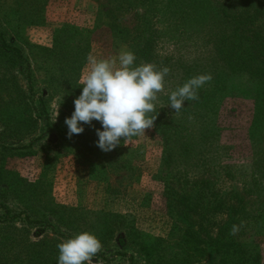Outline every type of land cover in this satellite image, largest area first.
I'll return each instance as SVG.
<instances>
[{
    "label": "rangeland",
    "instance_id": "obj_1",
    "mask_svg": "<svg viewBox=\"0 0 264 264\" xmlns=\"http://www.w3.org/2000/svg\"><path fill=\"white\" fill-rule=\"evenodd\" d=\"M115 1L0 0V31L29 63L34 105L42 96L46 115L39 110L33 112L37 121L24 131L22 140L0 129V233L18 241L26 238L33 242L48 236L60 242L66 239L62 236L88 231L102 243L93 264H222L225 257L212 242L216 230L206 225L205 207L196 208L188 194L198 190L205 195L202 181L206 179L220 193L246 191L255 179L264 195V181L252 173L254 158L250 150V142L264 143V111L259 115L262 110H255L254 100L248 96V91H258L264 102V80L244 74L241 57L224 55L213 65L216 75L229 82L226 93L210 91L205 84L198 89L200 103L195 109L187 101L178 115L171 108H155L150 115H157L158 126L154 124L145 135L127 143L121 140L110 152L96 146L95 135L74 134L69 139L64 121L71 117L77 97L69 95L68 89L75 81L82 86L86 57L91 53L98 59L110 58L123 45L130 50L128 44L114 39L109 23L130 30L135 24L134 13L150 12L141 6L125 13L121 2L126 0L119 4ZM154 1L156 12L166 3ZM195 1L198 14L185 24L184 39L174 33V37L162 36L153 44L152 53L158 59H167L172 78L180 76L179 69L193 76L206 74V49H211V43H217L223 33L224 25L216 23L222 20L219 13H232L238 8L235 0ZM94 7L97 20L92 24ZM108 11L114 12L115 21L103 16ZM156 12L151 23L166 33L173 21H163ZM208 28L216 32L212 42L206 31H201ZM57 30L66 35L56 43L53 36ZM81 30H85V39L80 47L86 54L73 82L69 79L75 60L71 52L79 45L75 37ZM11 71L25 87L23 73L19 74L17 67ZM206 114L220 127L209 147L210 137L206 138L204 132ZM180 125L189 128L198 141L187 153L176 150L171 154L174 139H168V132ZM158 133L166 135L163 144ZM193 151L195 159L191 160ZM168 163L173 168L170 173L164 168ZM206 167L209 173L215 172L214 178H206ZM197 171L200 174L194 180L192 175ZM242 204L245 217H250L256 205L254 198L248 195ZM16 214L18 218L7 219ZM25 215L51 229L24 224ZM254 217L259 219L258 224L254 220L245 222L247 228L234 238L238 242L251 238L260 252L258 264H264V212ZM214 223L222 225L224 217L217 216ZM47 250L59 255L55 247Z\"/></svg>",
    "mask_w": 264,
    "mask_h": 264
},
{
    "label": "trees",
    "instance_id": "obj_2",
    "mask_svg": "<svg viewBox=\"0 0 264 264\" xmlns=\"http://www.w3.org/2000/svg\"><path fill=\"white\" fill-rule=\"evenodd\" d=\"M121 0H116V4H119ZM134 1H137L134 3ZM212 3L213 0H209ZM231 2V0H226ZM238 4L237 11L219 13L220 18L216 20V23H221L224 25L223 33L217 41L213 42L211 49H206V74H211L212 80L206 83V87H209L210 91H217L218 94H224L228 90V83L225 82V78H221L216 75V67L213 65L222 56H239L241 57L240 62L241 71L250 75L252 78L262 81L264 80V0H235ZM121 7L124 8L123 12L129 13L135 7L145 6L150 10L149 13L141 12L134 13L133 18L135 20L134 26L130 30L118 29L117 25L109 23V28L112 31L114 39L128 44L130 50L135 54V63L139 65L141 62L152 63L158 67H167V59L159 58L153 52V44L162 36L174 37V33L180 35V39H184L182 35L184 31L185 24L187 21L196 17L198 12L196 11L195 0H166L163 9L158 10V16L163 19V21H173L170 28L166 33H161L157 28L151 23L152 19L155 17L154 13L156 9L154 0H126L121 2ZM159 4V3H157ZM152 9H151V8ZM157 11V12H158ZM156 12V13H157ZM106 18L115 21L116 15L114 12H105ZM19 21V18L16 19ZM97 13L94 7L92 10V24L96 23ZM179 25L181 27H179ZM89 29H93L88 27ZM205 29V28H204ZM85 30H81L79 35L75 38H79V45H75V48L71 52L74 55L75 60L71 62L69 79L76 78L80 64L85 58L86 49L80 47L82 40L85 37ZM208 37H210V42H212L213 33H216L213 28H208L206 30ZM88 32V31H87ZM220 32V31H218ZM90 33V30H89ZM191 34V33H190ZM203 34V33H199ZM66 33L57 30L54 33V41L57 43L61 36H65ZM205 35V34H204ZM59 43V42H58ZM210 44H206L208 47ZM243 66V67H242ZM17 67L19 74L23 73V80L25 81V87L20 83V79L11 71L12 68ZM179 77H173L172 74L165 79L164 90L158 94L159 102L156 103L157 110H162L164 107H169V94L171 91L175 90L178 86H182L190 77L193 75L189 71H182L179 69ZM240 72V71H239ZM172 78V79H171ZM63 79V78H62ZM170 80L172 83H167ZM32 75L29 68V63L23 57L21 50L15 45L9 43L4 38L0 31V129L3 134L10 133L13 138L22 140L24 131L27 130L30 125H34L37 121L36 116L33 114L34 111L39 110L44 117L45 111L43 106L42 96L38 97L36 104L34 105L35 98L31 95L32 93ZM68 89L69 95L79 97L82 92V87L76 84L69 85ZM213 89V90H212ZM258 92V91H257ZM255 91H248V96L254 100L255 110H262L259 115L264 111L262 107V97ZM255 97H252V94ZM262 93H264L262 91ZM189 104H192V109H195L200 100H188ZM209 102V100L207 101ZM155 120V126L160 123ZM215 121H212L209 115L206 114V128L204 132L206 133V138L210 137V142L208 147L211 146L212 139L218 134L220 127L215 126ZM85 131L81 135H96V129L103 130L100 122L93 120L92 125L81 124ZM182 129H178L181 128ZM169 130L170 128H165ZM174 132H168V139L170 136L174 139L173 149L169 148L172 154L176 150H181L182 152H188L189 146L191 149L193 145H196L198 137H195L193 133L186 129V126L180 125ZM160 141L164 143L165 133H158ZM195 142V143H194ZM250 150L252 151L253 159V171L252 173L258 174L259 181H264V150L262 149L263 141L260 140L259 143L250 142ZM181 147H183L181 149ZM87 150L91 151L89 147ZM166 150H164V153ZM192 159H195L194 151L190 153ZM166 158L171 159V155H166ZM129 165V164H128ZM165 171L172 172V165L170 163L165 165ZM209 167H206V178L212 177L215 172L209 173ZM192 179L196 180L199 171L193 173ZM206 185V194L203 195L198 190H190V198L193 199L196 208L202 206L203 217L206 218V225H209L211 230L215 231V236L212 242L214 246L222 250L224 254V259L222 264H258L260 261V252L254 241L250 238L247 242H238L234 238V235H229L232 226L240 225L241 221L247 222L249 220H254L257 224L259 219L254 217L257 212H264V195H261V189L259 183L255 179H251V186L248 190L237 192L234 190L225 191V193H220L213 189V185L209 186L210 183L202 181ZM251 195L256 202L255 209L250 212V217L246 215L243 210L242 201L245 197ZM255 213V214H254ZM254 214V215H253ZM224 217V223L218 225L214 223L216 217ZM19 214L10 216L8 220H14L18 218ZM24 224L27 225H37L50 228L49 225H45L42 221L30 220L27 215L23 217ZM219 221V219H217ZM213 228V229H212ZM247 228V224L239 229L242 231ZM210 230V231H211ZM24 231V229H21ZM212 232V231H211ZM251 235L248 234L247 237ZM63 238H70L64 237ZM59 243L58 239L54 237L43 236L41 239L36 241H29L24 238L22 241L16 240V237H10L8 235H2L0 233V264H58V255L53 252H49L47 249L57 248ZM144 251H149L148 248L141 247Z\"/></svg>",
    "mask_w": 264,
    "mask_h": 264
},
{
    "label": "clouds",
    "instance_id": "obj_3",
    "mask_svg": "<svg viewBox=\"0 0 264 264\" xmlns=\"http://www.w3.org/2000/svg\"><path fill=\"white\" fill-rule=\"evenodd\" d=\"M86 74L82 79V92L74 99V111L65 118L67 136L82 134L81 124L92 125L98 121L103 130L96 129V146L103 152L117 148L121 140L127 143L135 136L145 135L157 119L158 94L164 90L168 67L155 64L135 63V54L121 46L117 55L98 59L91 53L86 57ZM212 80L211 74H200L188 79L169 94V107L180 113L185 101L198 100V89ZM240 225H233L229 235H236ZM98 237L83 231L57 244L58 264H93V257L101 250Z\"/></svg>",
    "mask_w": 264,
    "mask_h": 264
}]
</instances>
